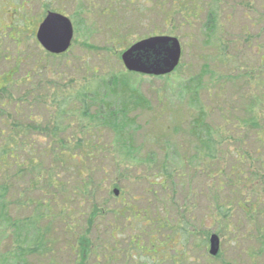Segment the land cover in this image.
Masks as SVG:
<instances>
[{"label": "rangeland", "instance_id": "obj_1", "mask_svg": "<svg viewBox=\"0 0 264 264\" xmlns=\"http://www.w3.org/2000/svg\"><path fill=\"white\" fill-rule=\"evenodd\" d=\"M189 8H196L198 15L190 17L184 11ZM47 9L68 17L73 24L74 38L67 52L70 53L63 59L46 58L36 40ZM208 15H212V25L216 27L212 40L205 33ZM13 22L26 27L20 36H11L10 30H5ZM162 36L176 38L181 45V60L173 73L145 76L125 69L121 59L124 52L140 41ZM40 57L44 58V65H49L47 76L37 71L28 79L27 74ZM222 59L225 67L219 64ZM109 73L137 87L149 107L135 113L134 153L120 156L113 148L104 156L106 172L94 178L106 194H99L97 206L101 210H115L129 203L130 209H147L151 221L163 217L157 214H163L170 224L167 234L171 229L185 228L188 237L173 236L174 251H170L172 246L168 248L167 240L154 248L151 242H159L154 241L157 233L151 223L132 220L129 224L108 214L96 221L99 230L93 231V239L108 246L106 254L117 241L119 261L109 260L107 254V260L98 264H264V182L255 185L259 187L256 191L260 213L250 219L237 207L239 196L231 197L233 189L223 187L219 193L218 184L195 170L197 164L193 163L189 169L178 167L175 161L171 162L176 154L171 149L165 151L170 139L175 151L179 149L182 155L192 157L194 142L186 135V126L202 111L216 139L218 159L212 163V170L221 168V172L229 175L231 166L243 155L246 169L248 158L264 162V143L252 131L238 130L235 126L244 119V107L251 103L262 106L264 120V101L260 100L264 95V0H0V87L6 82L26 88L52 87L53 83L57 87H79L86 79L90 82ZM94 136V141L100 138V145L116 142V136L108 131ZM167 153L169 161L165 158ZM165 161L171 180L162 187L165 173L161 164ZM251 166L257 168L256 164ZM15 173L0 174V194L7 186V198L27 188L24 179L14 182ZM244 185L251 187L253 183ZM115 190L119 191L118 198L113 195ZM211 194L233 203L228 227L216 222ZM27 198L38 201L39 194L31 193ZM88 206L74 207L78 216L76 220L69 219L67 229L63 228L64 222L52 223L56 229L53 235L56 255L51 259L54 264L73 263L67 255L71 250L69 244L75 234H81V229L88 226ZM15 209L12 207L10 211L12 217L32 215ZM110 225L116 228L112 234ZM213 235L220 242L215 257L209 253ZM137 236L144 248L133 247L129 251V242ZM11 244L10 232L1 227V258L10 251Z\"/></svg>", "mask_w": 264, "mask_h": 264}, {"label": "trees", "instance_id": "obj_2", "mask_svg": "<svg viewBox=\"0 0 264 264\" xmlns=\"http://www.w3.org/2000/svg\"><path fill=\"white\" fill-rule=\"evenodd\" d=\"M196 10V8L194 10L189 8L188 11H184L190 17H195L198 15ZM49 11V9L46 10L47 13ZM211 17L212 15H208L205 31L209 40L213 39L216 32V27L213 26L214 20H211ZM25 28L22 24L13 22V25H9L5 30L9 29L11 36L15 34L20 36ZM69 53L55 56L45 52L44 56L53 60L63 59ZM43 59L40 57L39 61H36L32 71L27 74L28 79L32 72L38 74L37 71L47 76L49 65H44ZM219 64L225 67L224 59ZM93 74L95 76V73ZM40 81L43 82L42 79ZM53 84L52 87L26 88L6 82L4 87H0V174L6 176L10 175L11 171H15L14 182L17 179L27 181V188L23 192L19 189L13 197L7 198V186L3 187L0 194V228L3 227L6 232H10L12 238L10 251L5 257H0V264H47L49 262L54 264L51 259L56 255V242L53 239L56 229L54 230L52 223L64 222L63 228H69V219L76 220L78 216L74 207L81 208L84 204L89 205L87 207L89 208L88 226L85 230L81 229V234H75L69 244L71 250L67 255L72 264H98L100 260L106 261L108 255L109 260L119 261L116 257L120 249L117 241L107 255L106 252L109 249L105 248L108 246L99 245L98 239H93V231L96 228L99 230L96 221L105 218L108 214L112 215L113 219L118 218L129 224L132 220H144L146 224L151 223L157 233V240L154 241L159 243L151 242L150 246L153 245L155 248L167 240L168 248L172 246L170 251H174L172 237L177 235L180 238L181 236L186 238L187 230L185 228L176 231L171 229L167 234L170 224L163 214H157L163 217H156L151 221L152 218L149 217L147 209H130L129 203L115 210L105 208L101 210L97 206L101 199L99 194H106L102 184L97 183L95 181L97 179L94 178L106 172L104 156L110 154L113 148L120 156L134 153V127L135 118H137L135 113L148 108L149 102L141 95L137 87H131L129 82L111 73L106 77L92 79L90 82L86 79L79 87H57ZM37 88H41V92ZM260 100L264 101V95ZM262 111L260 104H248L243 109L244 119L237 121L235 126L238 130L252 131L264 143ZM229 116L230 113L227 117ZM204 120L205 113L200 111L199 116L193 118L186 126V135L191 142H194L190 159L182 155L179 149L176 152L171 146L170 139L166 141L165 151L168 152L171 149V152L176 154L172 156L171 162L175 161L178 167L189 169L193 163L197 164L195 170L207 180H211L213 184H218L219 193L223 191V187L233 189L234 193L231 197L239 196L240 198L236 200L238 209L251 219L258 212L260 213L258 205L260 199L256 191L259 187L255 185H262L264 182V162H261L260 158H248L249 167L246 169L244 166L246 157L243 155L238 157L237 162L231 166L229 175L221 172L223 171L221 168L212 170V163L218 159L215 149L216 139L214 129ZM68 130L71 132L70 136L67 135ZM105 131L116 136L114 144L100 145V138L97 136ZM94 135L98 140L94 141ZM168 155L169 153L165 155L166 161H169ZM166 161L161 164L164 166L162 171L165 173V176L161 178L160 186L162 187L171 180ZM253 164H256L257 168H253L251 166ZM185 176L186 174L183 178ZM248 182L253 183V186L244 185ZM4 184L7 185V183ZM31 193L39 194L38 201L27 198ZM113 193L115 195V192ZM24 196L25 200L22 199ZM211 199V208L216 222L221 221L228 227V217L233 203L231 205L226 197L220 199L212 194ZM12 207H15L17 211L18 209L29 211L32 215L21 219L18 216L12 217L10 213ZM132 214L136 215L133 219ZM109 227L112 234L115 227L113 225ZM72 228L79 229L74 226ZM164 231H166L165 234ZM154 238L150 237V239ZM129 243L131 244L129 251L139 246L144 248L139 236L133 237ZM203 243L206 244V242ZM127 256L129 257L130 254Z\"/></svg>", "mask_w": 264, "mask_h": 264}, {"label": "water", "instance_id": "obj_3", "mask_svg": "<svg viewBox=\"0 0 264 264\" xmlns=\"http://www.w3.org/2000/svg\"><path fill=\"white\" fill-rule=\"evenodd\" d=\"M37 41L51 55H63L72 45L74 29L69 18L49 12L38 28ZM182 50L179 41L173 37H152L140 41L123 53L121 59L130 73L145 76H165L173 73L179 66ZM116 197L119 191L115 190ZM219 238L210 239V255L219 253Z\"/></svg>", "mask_w": 264, "mask_h": 264}]
</instances>
